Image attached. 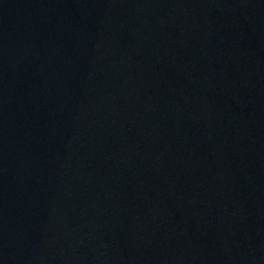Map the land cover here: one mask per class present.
<instances>
[{"label": "water", "instance_id": "1", "mask_svg": "<svg viewBox=\"0 0 264 264\" xmlns=\"http://www.w3.org/2000/svg\"><path fill=\"white\" fill-rule=\"evenodd\" d=\"M0 264H264V0H0Z\"/></svg>", "mask_w": 264, "mask_h": 264}]
</instances>
